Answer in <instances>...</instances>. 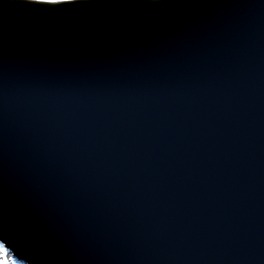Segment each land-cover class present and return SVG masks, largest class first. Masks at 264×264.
Masks as SVG:
<instances>
[{
  "label": "water",
  "instance_id": "95a60500",
  "mask_svg": "<svg viewBox=\"0 0 264 264\" xmlns=\"http://www.w3.org/2000/svg\"><path fill=\"white\" fill-rule=\"evenodd\" d=\"M0 243L264 264V0H0Z\"/></svg>",
  "mask_w": 264,
  "mask_h": 264
},
{
  "label": "snow or ice",
  "instance_id": "6c2138e0",
  "mask_svg": "<svg viewBox=\"0 0 264 264\" xmlns=\"http://www.w3.org/2000/svg\"><path fill=\"white\" fill-rule=\"evenodd\" d=\"M41 3L55 2V0H40ZM0 264H9L7 259V249L3 244H0Z\"/></svg>",
  "mask_w": 264,
  "mask_h": 264
},
{
  "label": "rangeland",
  "instance_id": "374dc122",
  "mask_svg": "<svg viewBox=\"0 0 264 264\" xmlns=\"http://www.w3.org/2000/svg\"><path fill=\"white\" fill-rule=\"evenodd\" d=\"M38 1H40V0H38ZM58 1H63V0H55V2H58ZM7 259L9 260V264H19V262L12 259V256H11L9 251H7Z\"/></svg>",
  "mask_w": 264,
  "mask_h": 264
},
{
  "label": "trees",
  "instance_id": "16d2710c",
  "mask_svg": "<svg viewBox=\"0 0 264 264\" xmlns=\"http://www.w3.org/2000/svg\"><path fill=\"white\" fill-rule=\"evenodd\" d=\"M12 259L15 260V261H17L16 259H14V257H12ZM17 262H19V261H17ZM19 264H22V263L19 262Z\"/></svg>",
  "mask_w": 264,
  "mask_h": 264
}]
</instances>
